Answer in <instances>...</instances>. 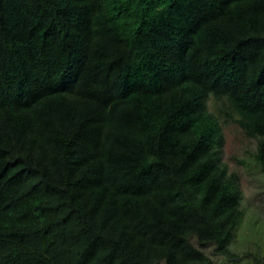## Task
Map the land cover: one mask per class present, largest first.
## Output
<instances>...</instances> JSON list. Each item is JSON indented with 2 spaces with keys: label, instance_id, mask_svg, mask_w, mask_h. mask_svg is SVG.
<instances>
[{
  "label": "trees",
  "instance_id": "trees-1",
  "mask_svg": "<svg viewBox=\"0 0 264 264\" xmlns=\"http://www.w3.org/2000/svg\"><path fill=\"white\" fill-rule=\"evenodd\" d=\"M231 120L264 173V0H0V264H264Z\"/></svg>",
  "mask_w": 264,
  "mask_h": 264
},
{
  "label": "rangeland",
  "instance_id": "rangeland-1",
  "mask_svg": "<svg viewBox=\"0 0 264 264\" xmlns=\"http://www.w3.org/2000/svg\"><path fill=\"white\" fill-rule=\"evenodd\" d=\"M208 104L212 109V102L209 101ZM223 126L222 158L229 171L238 174L243 194L244 216L237 230L233 249L244 253L247 249L254 250L259 245L264 252V173L254 158L257 140L247 136L235 121L224 122ZM193 241L196 242L195 239ZM202 248L212 256V264L243 262L240 257L235 262L226 260L216 253L215 245ZM159 264H165V262L162 261Z\"/></svg>",
  "mask_w": 264,
  "mask_h": 264
}]
</instances>
